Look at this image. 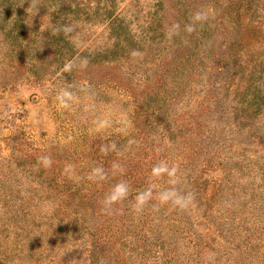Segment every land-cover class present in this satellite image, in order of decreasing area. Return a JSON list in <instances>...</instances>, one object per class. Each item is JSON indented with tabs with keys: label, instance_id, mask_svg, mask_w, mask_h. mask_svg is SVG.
I'll return each mask as SVG.
<instances>
[{
	"label": "rangeland",
	"instance_id": "374dc122",
	"mask_svg": "<svg viewBox=\"0 0 264 264\" xmlns=\"http://www.w3.org/2000/svg\"><path fill=\"white\" fill-rule=\"evenodd\" d=\"M0 264H264V0H0Z\"/></svg>",
	"mask_w": 264,
	"mask_h": 264
},
{
	"label": "trees",
	"instance_id": "16d2710c",
	"mask_svg": "<svg viewBox=\"0 0 264 264\" xmlns=\"http://www.w3.org/2000/svg\"><path fill=\"white\" fill-rule=\"evenodd\" d=\"M188 121L187 125H189ZM189 127V128H188ZM185 126V125H179V135L184 136L186 134H189L191 136V133L196 134L198 132V129L200 128L199 124L195 125L193 123L191 126ZM144 131L140 132L138 130L137 134L135 137L139 142L136 144V142H133L134 146L130 149V153H125L121 158H124L126 155L128 156V159L131 160V162H135L134 164H126V163H119L117 166V169H121L123 165H125L127 168L126 170L128 171L127 173L123 174V177L121 175V178L117 179V186H115L114 189H122L120 192L122 195H124V198L119 199L121 202L125 200H131L134 202L136 197L140 198H145L148 204L153 205V204H158V205H163L167 203V200H165L162 196L161 190H157L156 185L159 183H163L162 180L164 177H167L168 170L170 171L172 168L171 162L167 161L165 159V165H163L161 168H159V172L154 170V165L149 166V161L156 162L160 157H157L156 159L149 158L150 154L152 153L153 150V142H148L147 137L145 138V133ZM171 130H165L164 135L169 134ZM191 132V133H187ZM199 133V132H198ZM181 143V153L183 154V159L185 162H183V165L189 164L190 159H191V153L192 150L189 146V141L188 139L186 140H178ZM114 151L117 150L119 151L120 145L117 144L116 141H114ZM144 151V152H143ZM134 153V154H133ZM143 153V154H142ZM136 166V167H135ZM141 172L140 175H138ZM130 173V175L128 174ZM119 175H117L119 177ZM138 175V177H136ZM135 178L139 179V183H135ZM142 183V184H140ZM123 188H122V187ZM171 190V189H170ZM199 193V192H196ZM144 199V201H145ZM206 203H203L205 205ZM125 207H128L127 204H124ZM134 204H132V208L135 212H138L143 208V206H140L136 208ZM151 208V206H148ZM121 216V215H120Z\"/></svg>",
	"mask_w": 264,
	"mask_h": 264
},
{
	"label": "clouds",
	"instance_id": "9594fccd",
	"mask_svg": "<svg viewBox=\"0 0 264 264\" xmlns=\"http://www.w3.org/2000/svg\"><path fill=\"white\" fill-rule=\"evenodd\" d=\"M121 187H122V186H121ZM113 195H115V194H113ZM108 202H109V203L112 202L111 197L108 198Z\"/></svg>",
	"mask_w": 264,
	"mask_h": 264
}]
</instances>
